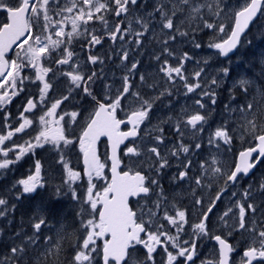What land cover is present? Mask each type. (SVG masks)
I'll use <instances>...</instances> for the list:
<instances>
[{
	"label": "snow or ice",
	"instance_id": "1",
	"mask_svg": "<svg viewBox=\"0 0 264 264\" xmlns=\"http://www.w3.org/2000/svg\"><path fill=\"white\" fill-rule=\"evenodd\" d=\"M0 15V179L37 149H51L61 169L51 195L76 206L70 225L51 224L42 204L16 220L18 204L10 201L49 186L34 159L26 178L0 192V264H264V176L233 191L264 164V49L244 39L264 17V0H0ZM205 31L216 56L227 58L242 44L252 49L248 69L233 76L221 66L210 74L208 59L191 54ZM184 43L191 51L177 47ZM116 61L123 74L110 78L106 64ZM222 91L228 119L213 128ZM158 105L170 114L153 124ZM101 137L111 147L104 162ZM77 145L82 170L71 164ZM173 160L172 179L188 183L189 206L170 199L161 183ZM85 181L80 193L77 182ZM209 241L211 257L202 259Z\"/></svg>",
	"mask_w": 264,
	"mask_h": 264
},
{
	"label": "flooded vegetation",
	"instance_id": "2",
	"mask_svg": "<svg viewBox=\"0 0 264 264\" xmlns=\"http://www.w3.org/2000/svg\"><path fill=\"white\" fill-rule=\"evenodd\" d=\"M228 1H232V0H225V3L227 4ZM0 19H3L2 15H0ZM258 19H259V17L250 26V30L248 31L247 35L249 33H251V31L253 30V27H255ZM210 34L211 33L207 32V31L199 33L197 40H198V42L201 43L200 49H196L194 51H191V45H189L187 43H184L182 45L178 44L177 47L182 48L183 51H191V54L194 56L195 60L208 59V72L210 74H212L213 70L218 69L221 66H228V60L233 59L240 50L245 51V49H247V45H246V48H243L244 46L242 44L239 47V49L234 52V54L233 53L229 54V57H227V58L219 57V56L214 55V53L217 50H215L214 53H212L211 49L207 48L206 41H207V37ZM247 38L248 37L246 36L244 39H247ZM254 41H258V40H253V42ZM210 42H213V39L210 40ZM259 42L260 41H258V43L254 42V47H260V46L264 47L263 41H261L260 43ZM108 47H109V45H108V43H106L105 48H108ZM252 53H253V51H252ZM146 63H147V61L145 59V64ZM118 64H119V61H116L115 64H113L112 62H108L106 64V71L108 72L110 78L112 77L113 73H115L116 78H119L123 74L121 72V70L118 68ZM187 67H188L189 71H191V70H193L195 65L193 63H189L187 65ZM143 70L144 69L142 68L141 71H143ZM137 80H138V77H137ZM96 87L99 89L102 87V85L97 84ZM227 95H228L227 91H222L220 93L217 104L215 106V111H219V118L212 117V120L210 121V123L212 125L218 124L222 120H224V119H222L219 121V119L221 118V116L224 112V105L227 103V98H228ZM22 102H23V97L14 100V102L12 103V105L10 107V110L15 113L17 110L16 105L20 104ZM73 102H80V101H73ZM167 103L168 102L165 100L164 104L166 105ZM184 103H185V99L182 95L175 99V105H176L177 109L180 107V105H182ZM187 103L191 104L192 100L188 99ZM160 110H166V109H163L162 106L158 105L157 111H160ZM38 114L39 113H37V115ZM119 118L126 119L125 113L120 112ZM152 123L153 124L157 123L156 118H153ZM128 127H131V125H128L127 127H125L124 125L121 126L122 130H124V131H126L128 129ZM76 131L78 134L79 129L77 128ZM34 134L35 133H33V135ZM202 135L206 136L207 132L202 133ZM27 138L28 137H26V136L24 137V139H27ZM173 139H175V138L173 137ZM20 142H22V141H20ZM125 144H128V141H125ZM97 150H98V153L100 154L101 161L104 162L106 160L105 153H107V156H108V144H107V140L105 138H101L100 141H98ZM124 151H126V149L124 148V145H121L120 149L118 150V153L121 156V158L124 160V162L127 163V157H125L123 155ZM34 159H40L42 164L45 166V169L47 170V178L49 179V186L47 189L39 190L34 196H25L20 201H16L14 199L10 201L11 203H17L18 204L17 211L15 212L16 220L18 221L22 215L25 218H27L34 211H38L39 210L38 206L42 204L43 207L46 209V211L49 213L48 219H49V222L51 224H55L58 226L59 222H63L65 225H70L72 220L75 218V212L73 211V209L76 207L75 204L73 203V201L71 200V198L69 196H61L59 199H57L55 196L51 195V193L53 192V189L56 186L60 185V182H61V169H60L59 165L56 164L55 161H56L57 157L53 154V151L51 149H48V148L37 149L36 155L34 158L29 156V157H26L22 162L18 163L10 172L7 173L5 178L0 179V192H3L6 188L10 187L11 184L14 183L15 181H17L19 179L26 178L27 175L29 174V169L34 162ZM70 159H71V164L75 167L76 170H82V168H83L82 156L79 154L78 145H77V148L75 149V151H73L71 153ZM172 163L174 166L171 169L167 170V174L164 176L161 183L163 184L164 188L167 190V193H168L170 199L173 196H175L177 198L176 202L180 203L181 206H189L191 203V199H192V197L190 195L189 185L187 182L180 184L179 181H175L172 179L173 175L177 171V169L175 167L177 161L173 160ZM125 170H127V169H125ZM105 175L109 179L111 178L110 162H109L108 168H106V170H105ZM257 177H258V167L255 169V171L252 174L245 177L242 180L241 185H238L237 187L240 186V188L242 189V187L246 183V181H248L249 183H252V182L256 181ZM94 182L97 184L98 190L102 189V187L104 185L103 180H98V181H94ZM77 183L81 184V187L78 189V191L80 193H83L87 187L86 181L85 182H77ZM211 194L214 195V193H211ZM136 200H137V198H131L132 205L134 207L137 206ZM140 203L143 204L144 201L141 200ZM226 204H227V198H225L223 203L219 204L217 214H220L225 210ZM197 214L198 213H197L196 209L191 210V221L192 222H197V219H196ZM212 220L215 221L216 216H213ZM0 223H3V222L0 221ZM44 231H45V234H49L47 229H45ZM69 231H71L70 228H69ZM237 239H239V237H237ZM214 243L215 242L209 241L203 248H201V258L202 259L205 256H208L209 258L211 257V249L214 246ZM138 254L141 256L143 255L142 246H141V249H140ZM197 264H199V261H197ZM254 264H257V262H254Z\"/></svg>",
	"mask_w": 264,
	"mask_h": 264
},
{
	"label": "rangeland",
	"instance_id": "3",
	"mask_svg": "<svg viewBox=\"0 0 264 264\" xmlns=\"http://www.w3.org/2000/svg\"><path fill=\"white\" fill-rule=\"evenodd\" d=\"M235 3H236V0H232V1H228L227 4L234 5ZM261 25H264V17H259V19L256 22L255 27H253V30L251 31V33H249L247 35L248 38L246 40H258L260 42L263 41V43H264V38H257L258 29L261 27ZM212 39H213L212 34H210L207 37V41H206L207 48H208V44L210 43V40H212ZM258 41H254V42L258 43ZM243 46H244L243 48H246V44H243ZM255 49H264V47H262V46L255 47ZM251 50L252 49H249L248 47H247V49H245V51L240 50L233 59L228 60V66H230L232 68L233 76H235L239 72H243L246 69H248V64L253 58V53H252L253 50L252 51ZM214 51H215L214 49H211L212 53H214ZM249 75H251V71L250 70H249ZM229 83H231V82L229 81ZM237 102H239V97L237 98ZM227 103H229V99L228 98H227ZM168 114H170V113H168L166 110L156 111V112L153 113V118H156L157 116L165 117ZM213 117L214 118H219V111H215L214 114H213ZM222 119H228V115L225 112V110H224L221 118L219 119V121L222 120ZM216 125L217 124H214V125H212V127L214 128ZM240 144H241V142L239 141V139H237V142L233 145V151L234 152H238V150H240ZM223 158L226 159L228 164H231L233 156H232V154H228L227 157H223ZM262 176H264V164H261L258 167V177H257L256 181H259V179ZM256 181H254V182H256ZM248 184H249V182L246 181V183L243 185V187H246ZM239 190H242L240 188V186L237 187L236 189H233V191H239Z\"/></svg>",
	"mask_w": 264,
	"mask_h": 264
},
{
	"label": "water",
	"instance_id": "4",
	"mask_svg": "<svg viewBox=\"0 0 264 264\" xmlns=\"http://www.w3.org/2000/svg\"><path fill=\"white\" fill-rule=\"evenodd\" d=\"M231 54V53H230ZM101 138H105L107 140L106 137H101ZM107 144H108V156H111V147H110V144L109 142L107 141ZM110 175H111V171H110Z\"/></svg>",
	"mask_w": 264,
	"mask_h": 264
},
{
	"label": "bare ground",
	"instance_id": "5",
	"mask_svg": "<svg viewBox=\"0 0 264 264\" xmlns=\"http://www.w3.org/2000/svg\"><path fill=\"white\" fill-rule=\"evenodd\" d=\"M163 117V116H162ZM37 208V207H36Z\"/></svg>",
	"mask_w": 264,
	"mask_h": 264
}]
</instances>
